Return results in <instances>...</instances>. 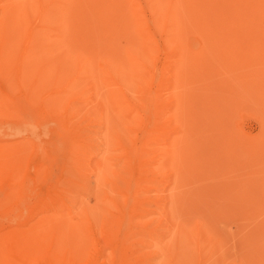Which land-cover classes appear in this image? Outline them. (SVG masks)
Masks as SVG:
<instances>
[{"label": "rangeland", "instance_id": "374dc122", "mask_svg": "<svg viewBox=\"0 0 264 264\" xmlns=\"http://www.w3.org/2000/svg\"><path fill=\"white\" fill-rule=\"evenodd\" d=\"M0 236L4 264H264V0H0Z\"/></svg>", "mask_w": 264, "mask_h": 264}, {"label": "bare ground", "instance_id": "6f19581e", "mask_svg": "<svg viewBox=\"0 0 264 264\" xmlns=\"http://www.w3.org/2000/svg\"><path fill=\"white\" fill-rule=\"evenodd\" d=\"M28 4H26V6H27ZM22 6H24V4H22ZM22 6H18V9H22ZM11 10H16V8L14 9V7L11 9ZM50 14H54V12H50ZM57 15V13L56 14H54V16H56ZM84 16L85 17H87L88 19H90V22H89V27L87 28V27H84V26H86L85 24L87 23V19L85 20V22H84V24H82L83 23V20H84ZM80 25H81V27H82V29H81V31H85V33H83L82 35H81V38H84L85 39V41H86V38H87V41L86 42H89V44L91 45V41L90 40H92V38H90V33H92L93 32V29H92V25H91V23H92V18H90V16H89V14L87 13V12H84L81 16H80V18H79V22H78ZM79 25V26H80ZM212 26H216V27H220V26H222L220 23H219V25H212ZM90 39V40H89ZM86 45V44H85ZM88 48H89V46L88 45H86ZM128 57H129V62L130 63H132L133 62V60H135V59H132V57H131V55L128 53ZM145 116V115H144ZM142 157H144V155H142ZM1 238H2V236H0V240H1ZM0 259H1V257H0ZM93 259H94V256H92V257H88V258H86V259H82V260H79V262H77V261H72L71 262V264H90L92 261H93ZM112 259H114V258H112ZM111 259V260H112ZM110 260V261H111ZM109 261V263L108 264H112V261L110 262ZM118 261V260H117ZM108 262V261H107ZM122 263V262H121ZM0 264H4L3 262H0ZM124 264V263H123Z\"/></svg>", "mask_w": 264, "mask_h": 264}]
</instances>
